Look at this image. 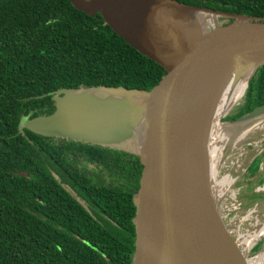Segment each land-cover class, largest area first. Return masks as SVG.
I'll return each mask as SVG.
<instances>
[{
	"label": "water",
	"instance_id": "95a60500",
	"mask_svg": "<svg viewBox=\"0 0 264 264\" xmlns=\"http://www.w3.org/2000/svg\"><path fill=\"white\" fill-rule=\"evenodd\" d=\"M70 2L88 15L100 13L165 75L150 90L107 85L58 89L55 110L26 116L21 127L139 156L143 169L133 196V264H249L250 253L247 258L219 207L211 149L215 125L234 107L217 121L228 74L251 69L248 87L264 65V16L178 0ZM183 7L199 11L198 19L190 22ZM260 117L264 104L228 124L248 125ZM62 185L87 206L71 186Z\"/></svg>",
	"mask_w": 264,
	"mask_h": 264
},
{
	"label": "trees",
	"instance_id": "16d2710c",
	"mask_svg": "<svg viewBox=\"0 0 264 264\" xmlns=\"http://www.w3.org/2000/svg\"><path fill=\"white\" fill-rule=\"evenodd\" d=\"M178 1L264 16V0ZM164 75L160 64L128 44L100 13L88 15L70 0H0V264H133L139 156L56 140L21 128V122L52 113L61 88L150 90ZM262 104L264 65L226 119ZM88 164L100 166L110 181L95 177ZM255 195L247 196L254 200L249 203L264 202Z\"/></svg>",
	"mask_w": 264,
	"mask_h": 264
},
{
	"label": "rangeland",
	"instance_id": "374dc122",
	"mask_svg": "<svg viewBox=\"0 0 264 264\" xmlns=\"http://www.w3.org/2000/svg\"><path fill=\"white\" fill-rule=\"evenodd\" d=\"M241 102L242 100L227 113V116L236 112ZM227 116L225 115L222 118L220 127L216 128L215 133L221 132L223 125L228 124V120L226 119ZM246 126L247 125H239L237 126V132H229L230 138L219 159L218 175L216 177L217 181L224 177L233 180L230 186L216 183V189L220 194L219 207H221L222 212L225 213L226 223L229 225L235 238H238V233L243 234L247 231L252 232L259 230V227H262L261 222L264 223V202L249 203V201L254 200L247 197L253 195V193L260 199L264 197V194H260L261 192L263 193V191L260 190L264 188V121L252 127L249 134L242 141L236 142L238 133ZM218 136L217 144H219ZM243 163L249 165L246 170L243 169ZM87 167L88 170L92 171L94 176L98 177L101 181H110L108 173L104 172L97 164H88ZM221 186H223V188ZM220 189L223 190L222 194L220 193ZM243 196L245 198H243ZM239 202L241 203L240 205ZM257 220L259 224L255 227ZM263 248L264 237L252 247L250 257H253V260L251 263L258 260ZM247 257H249V254Z\"/></svg>",
	"mask_w": 264,
	"mask_h": 264
},
{
	"label": "bare ground",
	"instance_id": "6f19581e",
	"mask_svg": "<svg viewBox=\"0 0 264 264\" xmlns=\"http://www.w3.org/2000/svg\"><path fill=\"white\" fill-rule=\"evenodd\" d=\"M183 14L187 17V19L190 22H195L198 19L199 11L192 10L189 8H182ZM251 72V69L248 70H240L235 69L232 70L227 78L224 81V84L222 86V89L220 91L219 99V107L216 109V116L217 121L219 116H223L227 111H229L233 106H235L241 98H243L245 91L247 89V81L249 73ZM216 118V117H215ZM264 121V117H260L250 124H248L246 127L242 128L241 131L238 133V137L236 142L242 141L250 132V129L254 126H257L258 124L262 123ZM215 126H219L217 123ZM214 126V127H215ZM222 127V126H221ZM238 128L234 124H227L223 125V129L221 132H217L215 135L216 137L212 136V179L218 175V164L219 159L221 157L222 151L228 142L230 138L229 132H237ZM219 135V136H218ZM217 136L219 137V144H217ZM235 142V143H236ZM217 181V180H216ZM220 185H231L233 183V180H229L228 177H224L221 180L217 181ZM223 188V186H221ZM264 189V188H262ZM220 193H223V190L220 189ZM225 214V213H224ZM250 215V214H248ZM264 221V220H263ZM259 224V221L257 220V223L255 224V227ZM262 227H259V230L257 231H247L243 234L238 233V244L241 247V250L247 257L250 253L253 246H255L259 240H261L264 237V223H262ZM248 258V257H247ZM253 260V257L248 259L249 264H262L264 263V248L260 252V256L258 257V260L255 263H251Z\"/></svg>",
	"mask_w": 264,
	"mask_h": 264
},
{
	"label": "flooded vegetation",
	"instance_id": "af4514ba",
	"mask_svg": "<svg viewBox=\"0 0 264 264\" xmlns=\"http://www.w3.org/2000/svg\"><path fill=\"white\" fill-rule=\"evenodd\" d=\"M50 138H54V139H56V140H59L60 138H62V137H50ZM63 139H67V138H63ZM51 171H52V174L55 176V175H58L57 173H56V171L53 169V168H51ZM94 175V174H93ZM59 176V175H58Z\"/></svg>",
	"mask_w": 264,
	"mask_h": 264
},
{
	"label": "built area",
	"instance_id": "2783aa9c",
	"mask_svg": "<svg viewBox=\"0 0 264 264\" xmlns=\"http://www.w3.org/2000/svg\"><path fill=\"white\" fill-rule=\"evenodd\" d=\"M240 166V165H239ZM247 168H245V170H246ZM260 191H264V189H262V190H260ZM241 203L239 202V205H240ZM240 207V206H239Z\"/></svg>",
	"mask_w": 264,
	"mask_h": 264
},
{
	"label": "crops",
	"instance_id": "0c3cea01",
	"mask_svg": "<svg viewBox=\"0 0 264 264\" xmlns=\"http://www.w3.org/2000/svg\"><path fill=\"white\" fill-rule=\"evenodd\" d=\"M251 169H253V168H251ZM260 194H264V192L263 193L261 192Z\"/></svg>",
	"mask_w": 264,
	"mask_h": 264
}]
</instances>
